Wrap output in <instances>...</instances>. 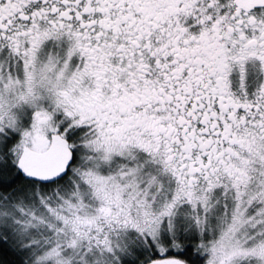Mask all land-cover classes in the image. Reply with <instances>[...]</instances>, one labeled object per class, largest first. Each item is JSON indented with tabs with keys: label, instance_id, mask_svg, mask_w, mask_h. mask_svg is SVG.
Returning a JSON list of instances; mask_svg holds the SVG:
<instances>
[{
	"label": "snow or ice",
	"instance_id": "snow-or-ice-1",
	"mask_svg": "<svg viewBox=\"0 0 264 264\" xmlns=\"http://www.w3.org/2000/svg\"><path fill=\"white\" fill-rule=\"evenodd\" d=\"M0 264H264V0H0Z\"/></svg>",
	"mask_w": 264,
	"mask_h": 264
}]
</instances>
